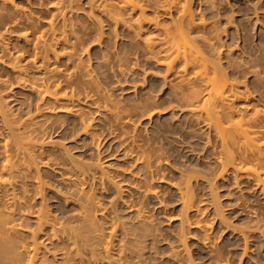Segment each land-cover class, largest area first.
<instances>
[{
  "label": "rangeland",
  "instance_id": "obj_1",
  "mask_svg": "<svg viewBox=\"0 0 264 264\" xmlns=\"http://www.w3.org/2000/svg\"><path fill=\"white\" fill-rule=\"evenodd\" d=\"M14 1L39 17L42 26V20L52 16L53 6L50 5L59 0ZM214 1L216 5L208 9L204 0H190L195 18L206 19L210 25L207 33L211 35L213 30L211 36L216 37L210 39L209 45L204 38L198 37L195 45L205 57L215 60L226 70L229 79L236 81L238 91L250 93L246 98L256 107L250 103L247 108L242 106L244 97L234 100V106L246 115L252 114V108L264 109V0ZM78 4L81 8L72 9L69 15L74 22L79 20L78 27L84 24V28H91L86 29V35L82 34L84 37L81 35V38L88 37L82 39L86 40L82 43L87 44L89 40L87 45L83 44L86 47H82L86 50L82 52L83 63L94 70L100 86L110 98L132 114L127 121H116L108 110L88 100L80 102L77 115L42 111L41 119H46L44 122L48 125L41 140L45 145L43 152L33 157L41 180L45 182L42 194L37 193L34 177L23 180L32 209L45 206L61 220L74 219L79 204L65 202L63 193H70L68 180L76 179L81 182L80 187L93 195L96 220L104 233L102 244L109 242L108 256L102 245L98 247L97 257L104 258L100 264H108L106 256L128 264H188L189 258L196 264H214L213 254L220 248L224 249L231 264H264L262 186L237 175L230 167L220 174L217 163L220 141L216 134L188 114L186 103L177 92L181 90L178 81L167 73L165 65L141 49L142 37L154 36L152 26L145 25L140 36H136L122 24L115 26L101 12L88 8L87 0H79ZM171 13L173 16L174 12ZM158 19L163 24L170 22L165 14H160ZM7 20L0 30L6 32L4 37L10 47L14 44L21 49L25 47L22 51L27 56L30 47L25 40H14L13 35L18 30H12L13 33L10 27L4 30L9 26ZM101 32L102 43L96 44L95 39ZM201 32L199 36L204 34ZM69 40V44L74 43L73 38ZM61 46L57 44L55 48H60L59 53L64 51L58 60L64 63L66 49ZM101 58L103 63L98 65ZM23 63L33 72L27 62ZM4 69L0 67L4 100L13 113H23L27 110L26 102L34 95L16 82L18 78L13 71ZM182 89L187 90L186 87ZM101 100L100 105L103 98ZM83 116L87 120L91 118L89 132L79 131L73 136L72 124L78 125L79 117ZM150 155L155 160L153 164L157 162L156 168L155 165L153 169L146 166V157ZM83 165L89 166L86 174L76 176L75 170ZM145 182L152 186V193L147 197L142 195ZM179 188L192 192L194 204L187 211ZM2 203L1 209L3 205L5 210L12 208L11 204ZM141 217L144 222L140 221ZM19 222L18 234L26 241H32L35 231L40 255L44 258L56 264H87L79 262L78 255L68 253L62 239H52L48 230H39L29 212H25ZM182 231L186 247L180 240ZM81 256L88 258L85 252Z\"/></svg>",
  "mask_w": 264,
  "mask_h": 264
},
{
  "label": "bare ground",
  "instance_id": "obj_2",
  "mask_svg": "<svg viewBox=\"0 0 264 264\" xmlns=\"http://www.w3.org/2000/svg\"><path fill=\"white\" fill-rule=\"evenodd\" d=\"M87 1L90 5L88 8L98 10L113 25L122 24L128 30L130 29L129 31H133L132 34H137L136 36H140L145 25L152 26L155 31V33L152 32L154 36L144 35L146 37L141 39L143 40L141 49L144 48L148 55L165 65L167 73L171 74L176 82L178 81L177 84L181 90L177 92H180L178 95H182L188 114L196 120H201L205 127L212 129L216 134L215 137L217 136L220 141V151H217L220 154H217L220 174L225 173L226 171H223L230 167L237 175L256 181L258 186L260 184L264 194V109L252 108L254 109L252 114L246 115L234 106V100L240 97L245 98H243L245 102L242 106L247 108L250 104L252 105L253 103L247 100L250 93L238 91L236 81L229 79L226 70L218 66L219 63H215V60L205 57L204 52L202 53L195 45L198 37V39L204 38L203 40L208 44L214 36H211L213 30L210 32L211 35L208 34L209 31L207 33L210 25L206 19L195 18L193 8L189 4L190 0ZM204 1L208 9L216 5L214 0ZM78 3L79 0L56 1L55 4L50 5L53 6L52 16L42 20L44 23L40 26L41 19L19 7L14 0H0V29L8 19L9 26L3 29L6 31L7 27H10L11 31L18 30L13 35L14 40L24 39L25 44L30 47L27 48V52L30 51L28 57L24 56L25 52L23 53L22 49L25 47L18 48L16 47L18 44L12 42L11 45L14 44V46L10 47V42L4 37L6 32L3 33V30H0V67L13 71L18 78L16 82L24 85L34 95V98L26 102L25 112L13 113L8 108L0 89V205L3 204L2 202L12 205L9 210L4 209L5 205H3L4 210L0 207V264H56L40 255L41 247L36 241L35 231L32 232L31 242L18 234L21 225L19 221L25 212H29L35 218L39 230H48L52 239H62L68 253L78 255L79 262L100 264L104 259L97 257L100 245L106 255L108 253L109 242L105 241L102 244L104 233L96 220L94 197L80 187L81 182L76 179L68 180L67 188L71 190L70 193L66 192L68 195L63 193L65 195L63 199L65 202L76 201L75 203L79 204V210L74 219L65 221L52 215L45 206L32 209L33 206L28 203L30 201L28 191L24 187L27 185L23 181L27 177H34L37 193L42 194L45 182L42 181L33 158L37 153L43 152L45 145V142L41 140L48 125L44 122L46 119H41L42 111L56 110L68 115H77L80 112V102L88 100L97 103L95 104L97 107L108 110L116 121L122 119L127 121L132 114L110 98L107 91L101 87L102 85L100 86L98 77L93 73L94 70L89 69L87 63H83L82 52L86 50L82 48L85 44L82 42H86L88 37L83 38L82 34H85L86 29L91 28H84V24L83 26L79 24L78 27L79 20H76L78 22L76 23L72 20L71 14L69 15L72 9L81 8ZM147 11L150 13L148 14ZM171 11L174 12L173 16ZM160 14L168 15L170 22L168 24L160 22L158 19ZM58 18L59 20H56ZM199 32H204L205 35L199 36ZM102 33L101 35L98 33V39H95L96 44L102 41ZM70 37L74 39L73 44H69ZM82 39L86 40L82 41ZM57 44H62L61 47L66 49L67 59L65 62L62 60L64 63L58 61L64 51L59 53L60 48L58 50L55 48ZM105 56L107 54L102 55V58ZM102 58L98 61V65L103 63ZM22 62L23 64L27 62L33 72L22 65ZM2 77H0V83L4 81ZM174 85L176 86L175 83ZM182 87H186L187 90L184 92ZM102 98L103 104L100 105L99 101ZM84 117L77 118L78 125L73 122V130H71L73 136L79 131L82 134L89 132L91 118L87 120ZM57 121L58 119L53 122ZM51 129L55 128L51 127ZM146 158L148 159L147 168L151 169L154 165L156 168L157 162L153 164L155 160L152 156ZM87 167L89 166L83 165L75 170L76 176L83 177ZM34 172L36 174H33ZM179 192L183 207L187 211L194 204L192 192L183 188H179ZM150 193H152V186L145 182L142 195L147 197ZM141 218L140 221L144 222V217ZM257 222L255 225L259 227ZM239 231L242 232V230ZM185 238V233L182 231L180 240L184 247H186ZM206 239L209 237L207 236ZM122 251H126L124 246ZM83 252L88 255L87 259L81 256ZM107 256L108 264H128V262L109 259ZM213 260L214 264H231L222 248L213 254ZM188 264L196 263L189 258Z\"/></svg>",
  "mask_w": 264,
  "mask_h": 264
}]
</instances>
